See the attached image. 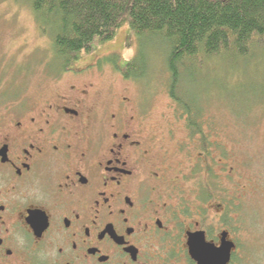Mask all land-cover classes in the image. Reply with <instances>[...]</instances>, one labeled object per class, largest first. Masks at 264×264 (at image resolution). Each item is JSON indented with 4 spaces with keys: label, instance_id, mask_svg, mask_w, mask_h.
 <instances>
[{
    "label": "flooded vegetation",
    "instance_id": "obj_1",
    "mask_svg": "<svg viewBox=\"0 0 264 264\" xmlns=\"http://www.w3.org/2000/svg\"><path fill=\"white\" fill-rule=\"evenodd\" d=\"M103 63L0 102V264H264L260 176L211 117L100 96L86 76Z\"/></svg>",
    "mask_w": 264,
    "mask_h": 264
},
{
    "label": "rangeland",
    "instance_id": "obj_2",
    "mask_svg": "<svg viewBox=\"0 0 264 264\" xmlns=\"http://www.w3.org/2000/svg\"><path fill=\"white\" fill-rule=\"evenodd\" d=\"M29 4L30 0H0V102H33L46 92L50 81L61 77V81H68L69 75L55 68L58 64L53 65L58 60L50 51V37L41 32ZM143 45L146 47L143 57L150 61L146 62L148 71L135 78L118 72L124 71L134 58L138 59ZM161 48L167 49L162 40L150 36L139 41L127 24L112 40L93 45L88 52L69 59L66 66H79L102 56L103 68L86 76L98 87L100 96L122 95L124 88L132 87L134 93L142 92V98L157 118L161 112L172 109L168 107L170 103L175 106L166 91L172 80ZM132 74L140 75L135 70ZM178 91L183 98L194 99L196 109L203 102L206 104L201 113L203 118L211 117L224 143L228 148L234 147L237 161L238 157L245 159L253 182L258 183L254 177L260 176L264 184V62L188 67L180 74ZM261 189L264 190V185ZM251 204L255 216L253 231L264 239V195L260 198L258 194Z\"/></svg>",
    "mask_w": 264,
    "mask_h": 264
},
{
    "label": "trees",
    "instance_id": "obj_3",
    "mask_svg": "<svg viewBox=\"0 0 264 264\" xmlns=\"http://www.w3.org/2000/svg\"><path fill=\"white\" fill-rule=\"evenodd\" d=\"M29 7L50 37L55 68L112 40L127 24L139 41L150 36L162 40L167 47L160 49L162 59L172 80L167 94L180 109L197 115L206 104L196 109L197 102L178 91L183 69L264 62V0H30ZM142 49L138 59L125 65L126 77L148 71Z\"/></svg>",
    "mask_w": 264,
    "mask_h": 264
}]
</instances>
